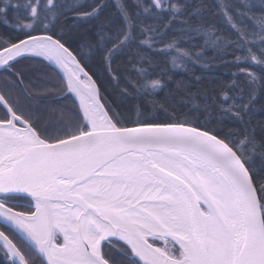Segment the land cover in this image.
Listing matches in <instances>:
<instances>
[{
    "label": "snow or ice",
    "instance_id": "obj_1",
    "mask_svg": "<svg viewBox=\"0 0 264 264\" xmlns=\"http://www.w3.org/2000/svg\"><path fill=\"white\" fill-rule=\"evenodd\" d=\"M133 3L166 20L29 0L12 23L0 0V264H264V0ZM206 50L237 69L227 107L151 79L156 56L186 71ZM96 65L125 85L120 111Z\"/></svg>",
    "mask_w": 264,
    "mask_h": 264
},
{
    "label": "trees",
    "instance_id": "obj_2",
    "mask_svg": "<svg viewBox=\"0 0 264 264\" xmlns=\"http://www.w3.org/2000/svg\"><path fill=\"white\" fill-rule=\"evenodd\" d=\"M9 2L13 5H20L19 9L9 8L8 10V19L15 23V18L18 16L21 20L24 16V8L23 5L29 2V0H9ZM82 4H91L94 0H79ZM102 3L106 4L107 7L104 11V16H116L117 14V4L120 3V0H101ZM124 2L128 5L129 10L133 13H139L138 22L142 24H150L155 26V24L163 22L166 20L165 14L160 15V20H157L154 15L149 12H144L142 8H138L133 3V0H124ZM172 3H175L176 0H171ZM197 4L200 3V0H195ZM216 0H204L206 4L215 3ZM253 3H258V0H252ZM142 4L145 7H149L153 4L152 0H142ZM2 6V5H0ZM255 16H259L260 10L259 8H255L253 13ZM179 19L183 20L185 17L181 16ZM174 28L179 27V25H173ZM10 29L2 22H0V33H6ZM227 29L221 26L220 33L221 35L226 34ZM213 36L211 33L205 34L202 40L196 41L197 43L204 44L205 41H211ZM181 47H187V45H180ZM157 48H163V44H157ZM215 52L212 50L205 51V58L200 61L199 65H188L187 70L181 69H170L169 66H165V59H170V57H165L164 55H158L154 58L153 69L155 70L156 76L151 77V79L158 78L160 74L166 73V79L171 81H180L183 80L186 84L195 85L193 88V92L200 90L201 95L204 97L211 96V104L215 106H224L227 107V104H223L222 97L224 95H231L225 88V85L231 84L234 80L232 73L237 72V69L232 65L225 66L220 63V61L213 60L212 57L215 56ZM125 58H121L123 61ZM248 71L254 72L257 75L260 74L259 67L255 65L253 62V66L248 68ZM93 72L95 73L96 82L101 90V92L105 95V97L113 102V106L116 107L117 111L121 109L117 107V104L120 101L119 92L122 90L125 85L123 83H118L116 80L111 79L110 74L104 70L102 65H96L93 67ZM194 77L200 78V83H196ZM240 79H244V77H240ZM175 87V85H171ZM224 89L222 92L221 90ZM168 89H165V94H167ZM219 97V98H218ZM51 101V98H48ZM207 101H201L204 103ZM61 104L67 103V101L61 100ZM228 103H231L229 101ZM264 104V100H261L259 103L255 105L253 109V115L250 117L253 126L255 127L259 122L264 121V113L260 111L261 105Z\"/></svg>",
    "mask_w": 264,
    "mask_h": 264
},
{
    "label": "rangeland",
    "instance_id": "obj_3",
    "mask_svg": "<svg viewBox=\"0 0 264 264\" xmlns=\"http://www.w3.org/2000/svg\"><path fill=\"white\" fill-rule=\"evenodd\" d=\"M153 1V3H154V0H152ZM162 246V245H161Z\"/></svg>",
    "mask_w": 264,
    "mask_h": 264
},
{
    "label": "water",
    "instance_id": "obj_4",
    "mask_svg": "<svg viewBox=\"0 0 264 264\" xmlns=\"http://www.w3.org/2000/svg\"><path fill=\"white\" fill-rule=\"evenodd\" d=\"M97 83V82H96ZM98 85V84H97Z\"/></svg>",
    "mask_w": 264,
    "mask_h": 264
}]
</instances>
